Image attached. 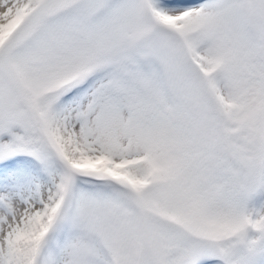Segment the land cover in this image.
<instances>
[{"label":"snow or ice","instance_id":"snow-or-ice-1","mask_svg":"<svg viewBox=\"0 0 264 264\" xmlns=\"http://www.w3.org/2000/svg\"><path fill=\"white\" fill-rule=\"evenodd\" d=\"M0 264H264V0H0Z\"/></svg>","mask_w":264,"mask_h":264}]
</instances>
